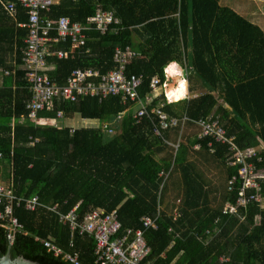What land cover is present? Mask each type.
<instances>
[{
    "label": "trees",
    "instance_id": "16d2710c",
    "mask_svg": "<svg viewBox=\"0 0 264 264\" xmlns=\"http://www.w3.org/2000/svg\"><path fill=\"white\" fill-rule=\"evenodd\" d=\"M8 1L15 0H0V160L8 167L5 187L20 199L18 205L13 202L12 213L21 229L8 237L0 222V256L9 251L11 258L23 256L38 264H72L44 247L42 241L50 239L63 251L77 252L81 263L93 264V239L75 233L70 244L68 226L46 207L67 213L76 206L79 220L95 208L106 213L115 210L122 233L141 228L139 219L144 215L155 217L171 177L172 184L181 187L177 217L161 212L157 228L144 231L150 247L147 260L153 264H264L262 201H251L235 213H222L237 195V183L232 191L227 190L237 167L227 164V145L197 139L198 127L192 122L216 117L237 147L259 150L261 161L256 165L264 170L262 30L221 6L219 0H60L46 13L52 19L66 16L71 22L84 23L101 9L114 12L120 21L117 33L101 34L91 28L85 31V45L73 55L47 58L53 65L47 73L60 85L75 68H96L100 73L112 69L116 47L129 46L139 54L127 65L126 74L141 75L137 89L141 99L153 95L152 77L158 78L162 88L169 63L185 69L188 91L196 90L195 97L167 102L161 90L148 105L162 104L167 115L188 118L182 129L178 125L162 132L168 141L169 131L175 132V139L179 133L182 140L186 138L173 153L162 137L152 133L148 117L136 121L124 112L116 119L132 105L122 103L119 96L101 100L81 96L74 102H56L52 110L36 114L54 119L60 109L65 117L77 114L97 120V126L59 128L29 119L26 106L31 93L20 68L28 31L21 24H26L27 15L17 3L15 15H9L2 6ZM68 47L69 42H60L53 49ZM195 143L205 164L215 162L213 166L224 170V190L214 209L208 207L209 192L202 175L188 159ZM155 154H161L160 159L155 160ZM170 168L167 178L159 175ZM259 183L263 200L264 178ZM34 196L38 205L26 209L25 201ZM205 229L208 235L202 234Z\"/></svg>",
    "mask_w": 264,
    "mask_h": 264
},
{
    "label": "built area",
    "instance_id": "2783aa9c",
    "mask_svg": "<svg viewBox=\"0 0 264 264\" xmlns=\"http://www.w3.org/2000/svg\"><path fill=\"white\" fill-rule=\"evenodd\" d=\"M59 1L15 0L14 2L8 1L2 4L4 10L11 16L15 15L16 3L25 10L27 15V22L23 26L28 31L21 51L20 68L24 72V78L31 93L30 101L26 106L28 118L36 124H49L62 128V120L64 119L62 110H56L54 119L38 118L36 116L37 112L52 110L56 102H74L81 96L97 97L99 100L107 96H119L122 103L130 102L132 105L116 116L117 120L121 119L124 112L130 113L136 121L146 116L152 122V133L159 137H162V132L169 128L179 125L182 129L183 124L188 120L185 115L180 117L169 116L161 109L162 104L148 108L150 103L147 99L148 95L144 99L139 98L137 89L142 80L141 75L126 74L127 65L139 54L129 46L114 49V67L104 73H100L96 68H75L68 74L62 85L50 79L47 72L52 70L53 65L47 59L49 56H56L58 59L67 58L75 50L85 45V31L94 28L101 34L106 32L115 34L118 31L116 27L120 22L115 17L114 12L101 9H97L93 16L87 19V25L71 22L66 16L52 19L43 15L48 13L50 8ZM60 42H69V48L66 50L53 49V46ZM182 76L186 78L185 69L182 70ZM150 87L153 93L158 90L159 80L157 77L151 78ZM163 94L165 96L164 92ZM165 98L167 99L166 96ZM131 106L134 107L132 111L129 110ZM192 122L198 127L196 138H210L215 142L226 144L229 151L227 164L231 167H237L236 175L231 176L227 181L228 191H232L237 183V195L234 204L226 203L224 205L222 213H235L238 207H245L251 201L261 202L259 180L264 178V170L256 165L257 162L261 161L259 150L237 147L233 138L225 135V130L216 117L208 116ZM108 131H111L109 126ZM162 140L173 148V153L182 143L180 133L173 142H169L163 137ZM34 141H37V139ZM207 146H211L210 141H208ZM193 147L198 149L199 144L195 143ZM170 170L171 168L168 171H160L159 175H164L165 179L168 177ZM14 201L18 205L20 199L13 196L10 188L0 185V222L8 232L12 231L13 233L15 230L21 229V225L12 213ZM36 205H38L36 196L25 201L26 209L33 210ZM46 208L57 214L58 221L61 224L68 226L70 244L75 233L93 239L95 244L93 264H153L152 260H147L150 247L145 241L144 231L149 228H157L156 216L152 218L144 215L139 219L141 228L125 229L120 233L121 224L115 210L106 213L102 208H95L79 220L75 213L76 206L67 213L58 212L55 206ZM170 230L169 228L168 231ZM202 234L208 235L209 229H205ZM12 235L8 233V237ZM42 242L44 247L55 256H60L72 264H83L79 261L77 252L63 251L50 239H45ZM220 259L225 260L226 258L221 256Z\"/></svg>",
    "mask_w": 264,
    "mask_h": 264
},
{
    "label": "crops",
    "instance_id": "0c3cea01",
    "mask_svg": "<svg viewBox=\"0 0 264 264\" xmlns=\"http://www.w3.org/2000/svg\"><path fill=\"white\" fill-rule=\"evenodd\" d=\"M71 1H75V0H71ZM253 1L254 0H244V4H250ZM225 7H228L230 9L232 8L229 5H226ZM260 9H261V11L258 10V9H252L250 7L248 8V6H247L246 9L244 10V12H246L248 14V16H250L251 18H258V17H260V20L261 19L264 20V0H262V5H261V8ZM234 11H236V10H234ZM90 17H88V18H90ZM87 19L85 20L84 23H80V22H78V23H80L82 25H87L86 24ZM251 23H253V22H251ZM253 24H255V23H253ZM23 25L24 24H21V26H23ZM259 28L262 30L263 35H264L263 28H261V27H259ZM169 67H171V70H168ZM182 70L183 69L177 63H175V62L169 63L165 67L164 73H166L167 78L173 79V81H174L173 85L172 84H166L165 85V87H166L165 90L163 88L164 86L161 89L158 88V90H156L153 93V95H148L147 96V99L149 101H151L153 97H156V96H158L161 93V90H163V92L166 95L167 90L170 87H174V88L177 87L179 81H183L184 84L186 83L187 89H186V86H185L184 94H182V96L180 98H178L176 100L169 101V102H174V101L180 100V99H182L184 97H186V98H193V97H195L197 95L196 90L195 91L193 90V92L191 93V95H188V94L186 95V93L189 92L188 91V83L186 81V78L182 76ZM196 89H197V92H200V91L203 90V89H200V88H196ZM133 109H134V107L131 106L129 110L132 111ZM42 119H46V118H42ZM98 123H99V121H97V120H93V119H82L77 114H73V115L68 116V117H65L64 116V119L62 120V124L63 125L70 126V127H75V128H78V127H81V126H83V127H86V126H97ZM168 138L170 139L169 142H173L174 139H175V132H170L169 131ZM193 140H194V137L190 140V142H192ZM182 142L186 143V138L185 137H183ZM193 148L192 149L190 148L191 149L190 150L191 151L190 152L191 154H189L188 159L189 160H192L194 162V164L196 166V169L202 175V178L205 181V188L209 192V194H208V202H207L208 205H209L208 207L214 209V208L218 207V205L220 204V199H221V195H222L221 193L224 190V181H225L224 180V176H223L224 170H223V168L221 170V168H218L217 166H213V164L215 162H210L209 164H205L204 159L199 154V150L198 149H193ZM192 152H194V154ZM160 157H161V154H155L154 155V159L155 160L160 159ZM7 175H8V167L6 165L5 166L2 165L1 160H0V185L1 186H4L5 187L4 183H5V180H6V176ZM176 177H177V175H176ZM168 181L169 182L166 183L167 185L166 184L164 185V186H166L165 187L166 189H165L164 195L162 197V202L158 205V210H157V213L155 215L157 219H160L161 218L160 217V215H161L160 213L161 212H164L168 216H171L172 219H175L177 217L178 205H179V197H180L179 194H180L181 187H179L177 185V183L172 184L173 179H171V177H170V179ZM262 207L264 208V198L262 200Z\"/></svg>",
    "mask_w": 264,
    "mask_h": 264
},
{
    "label": "rangeland",
    "instance_id": "374dc122",
    "mask_svg": "<svg viewBox=\"0 0 264 264\" xmlns=\"http://www.w3.org/2000/svg\"><path fill=\"white\" fill-rule=\"evenodd\" d=\"M219 3L221 6H226V5H229L230 7H232L231 9L233 10H236L235 12L238 13L239 15H242V17L246 18L249 22H253L255 24H257L259 27L263 28L264 30V20H260V17L258 18H251L250 16H248V14L246 12H244V10L246 9V7L248 6V8H252V9H258L261 11V5H262V0H254L252 3L250 4H244V0H219ZM243 3V4H242ZM242 4V5H241ZM233 10V11H234ZM45 16V14H43ZM135 51V50H134ZM166 75V73H164ZM174 81L173 79H170V78H167V75L165 76V82L163 84V88L164 90L166 89L165 85L166 84H172L173 85ZM185 86H186V89H187V85L185 83ZM188 92V91H187ZM192 92H188L186 93V95H191ZM166 96V95H165ZM166 101H171L169 100L168 98L166 99Z\"/></svg>",
    "mask_w": 264,
    "mask_h": 264
},
{
    "label": "water",
    "instance_id": "95a60500",
    "mask_svg": "<svg viewBox=\"0 0 264 264\" xmlns=\"http://www.w3.org/2000/svg\"><path fill=\"white\" fill-rule=\"evenodd\" d=\"M10 235L13 234L12 231L9 232ZM0 264H38L35 261L29 260L24 258L23 256H17L11 258L9 251L6 252L4 255L0 256Z\"/></svg>",
    "mask_w": 264,
    "mask_h": 264
},
{
    "label": "bare ground",
    "instance_id": "6f19581e",
    "mask_svg": "<svg viewBox=\"0 0 264 264\" xmlns=\"http://www.w3.org/2000/svg\"><path fill=\"white\" fill-rule=\"evenodd\" d=\"M171 67H169L168 70H171ZM184 89H185L184 82L183 81H179L177 87H175V88L174 87H170L167 90L166 96L171 101L172 100H176V99L180 98L182 96V94H184Z\"/></svg>",
    "mask_w": 264,
    "mask_h": 264
}]
</instances>
